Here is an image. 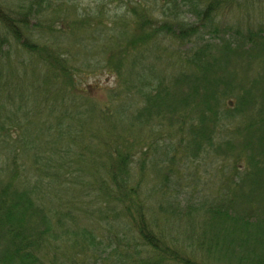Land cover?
<instances>
[{"label": "trees", "instance_id": "obj_1", "mask_svg": "<svg viewBox=\"0 0 264 264\" xmlns=\"http://www.w3.org/2000/svg\"><path fill=\"white\" fill-rule=\"evenodd\" d=\"M52 1L0 0V264H67L86 258L99 264L106 260L112 264H208L221 257L236 260L232 264H264V198L259 196L260 187L264 192V145L263 155L256 156L252 139L259 131L256 122L246 130L250 139L236 160L246 154V165L234 167L235 177L219 199L188 208L177 199L164 201L169 198L167 187H148V169L171 184L176 181L178 162L198 161L203 151L213 149L221 99L210 91L199 97L201 83L209 81L207 75L186 86V69L162 76L155 65L143 62L161 56L142 57L137 52L160 35L183 41L208 28L214 39L221 36L225 52L260 59L264 65L263 23L258 30L250 26L245 32L239 26L215 23L221 10L232 11L247 0H161L157 17L141 3L126 2L134 19L132 35L105 61L106 74L114 81L108 91L110 101L97 107L89 104L87 89L76 84L68 56L34 38ZM184 5L194 7L189 13L198 22L189 24L182 18ZM125 30L120 32L123 37ZM132 50L135 54H130ZM204 57L209 66L194 52L186 67L193 64L210 71L212 64L218 66V59L210 60L212 55ZM38 69H45L46 76H40ZM21 71L23 83L29 71L33 77L25 90L17 80ZM232 88L228 86L227 91ZM34 97L38 102H32ZM76 99L81 100L76 114L67 107H63L64 115L57 113L55 102L67 105ZM132 99L137 100L131 103ZM48 101L53 102L50 117L42 115ZM58 116L55 123L52 118ZM95 119L97 128L88 132L87 126L95 124ZM163 121H169L168 128L174 130L166 134ZM44 135L56 138L57 145H53L64 162L53 159L51 147L46 156L39 143ZM223 143L229 151L235 148L232 140ZM75 147H79L77 159L66 160ZM27 160L33 161L30 169H35L36 176ZM88 160L91 174L86 167L70 169L77 161L87 164ZM134 164L141 166L139 175L133 173ZM88 176L90 183L84 179ZM72 186L70 207L80 211L86 209L82 200L95 199L101 213L96 221L100 234L77 227L71 209L66 215L58 211L54 201ZM50 191L58 199L48 198ZM157 193L162 199H155ZM47 198L53 205L50 208L44 203ZM87 214L94 217L95 213ZM117 220L123 223L120 227ZM175 229L184 230V240L174 234L169 237ZM181 241L185 247L179 245Z\"/></svg>", "mask_w": 264, "mask_h": 264}, {"label": "rangeland", "instance_id": "obj_2", "mask_svg": "<svg viewBox=\"0 0 264 264\" xmlns=\"http://www.w3.org/2000/svg\"><path fill=\"white\" fill-rule=\"evenodd\" d=\"M126 2L128 4L131 3L133 6L141 3L156 17L161 14V0H53L51 7L47 8L42 14L43 20L46 21L35 30L34 38L39 41V44H47L53 47L55 51L68 56L70 62L73 64L72 69L76 84L79 88L87 89L90 99L89 104L94 103L96 107L110 101L111 94L108 91L113 86L114 81L113 78H109L106 74L105 61L108 60L112 51L116 52L118 46H124L126 40L132 35V23L134 19L131 13L127 12L128 4ZM240 4L232 11L227 10V12L223 13V10H221L215 23H221L222 26H239L242 32L248 30L250 26H256L254 29H257L259 24H264V0H247L246 3L241 1ZM189 8L193 11L194 7L191 8L185 5L182 7V18L189 24L198 22L195 14L191 15L189 13ZM56 19L57 22H53ZM203 24L206 23L204 22ZM124 30L126 36L123 37L120 32ZM214 38L209 34L208 28L183 41L165 38L160 35L159 40L154 42L147 41L146 45L137 50L142 57L152 54L161 56L157 61L147 58L143 62L147 63V65H155L157 71L162 76L171 77L186 69V86L192 87L194 83H197L198 79H202L203 76L207 75L209 81L201 83L202 89L199 97L203 98V95L210 91L217 93L218 98L221 99L219 100L221 120L215 133L216 142L215 147L211 148L212 150L203 151L198 161L178 162L175 165V170L177 171L176 181L171 184L165 181L160 173L155 172L151 168L148 169V187H167L166 192L169 198L164 201L177 199L182 202L183 208L194 207L198 203H208L209 201L219 199L218 195L224 191L228 183L232 182L235 177L237 171H235L234 167H238L239 165L241 168L246 165V154H243L244 157L238 162L236 160L241 150H244L242 147L243 143L246 139H250L246 130H248L252 122H256V129L259 128V131L252 138L256 142L255 154L256 156L259 154L263 155L264 125L261 124V120L264 119V65L260 59L239 58L225 52L221 48V44L223 43L220 42L223 41L221 40V36L219 39ZM205 49H207L206 52L204 51ZM194 52L200 53L207 66L210 63H208V58L204 56L208 55L210 57L212 55L210 60L213 58L218 59V66L215 67L212 64L213 68L210 71L198 69L193 64L186 67L187 58L193 55ZM130 54H135V52L132 50ZM38 70L40 76H46L45 69ZM19 73H21V76H18L16 73L18 76L17 80L19 84L22 83L21 89L25 90L24 86L27 88L31 84L33 77L29 71V75L23 83L24 80L20 79L23 77V72ZM228 86H233L232 92L227 91ZM183 89L190 91L187 87H183ZM25 94L30 98L27 93ZM242 96L247 97L243 98ZM35 99L37 98L34 97L32 102H38ZM121 99H123V96ZM136 100L132 99L131 103ZM246 100L248 101L247 106H245ZM42 102H44V99ZM48 103L49 105L43 108L45 112L42 115L50 117L49 110L52 108L53 102L48 101ZM80 104L81 100L76 99L69 100L67 105L60 104L59 102H55L54 105L57 106V113L64 115L65 110H63V107H67L70 112L76 114V110ZM114 106L115 104L112 105V108ZM60 117L52 118V120L56 123ZM163 122V129L166 134L174 130V128H168L169 121ZM97 125L98 121L95 119V124L87 126L88 132L94 131ZM173 135L176 134H171V136ZM177 140L178 138H175V142ZM225 140H232L235 148L231 151L227 150V146L223 143ZM39 143L42 148L46 149V156L48 158L51 147L54 151L53 159L55 161L59 159L60 154L56 153V148L53 145H57L56 138L44 135V137L41 136ZM78 151L79 147H75L66 160L77 159ZM157 153L160 152L158 151ZM89 158L91 160L90 156ZM20 159L23 158L20 157ZM59 160L64 162V158ZM90 160L87 161V164L77 161L74 165L70 166V169L81 171V167H86L87 172L91 174L88 167ZM27 163L31 174L36 176L35 169H30L33 161L27 160ZM167 165L172 166L170 163H167ZM140 171L141 166L134 164L133 173L139 175ZM9 175L7 174L4 177ZM77 176L78 174L74 177V180L77 179ZM84 179L87 183L92 181V178L89 176L84 177ZM261 182H264V179ZM66 189L64 190L65 196H61L59 199L54 197L51 191L47 197L59 200L54 202H56L57 209L61 214L66 215L67 210L71 209L76 215L74 223H76L77 227L82 230L91 231H95L96 229L97 233L100 234L101 231L98 230L99 224L96 221L101 217V213L94 203L95 199L82 200L83 207L86 209L82 208V210L78 211L69 206L72 198L71 195L73 194V186ZM259 191L262 193L259 196L263 200L264 192L261 190V187ZM241 193L244 194L243 191ZM154 197L155 199H162V196L158 193ZM48 198L44 203L50 208L53 205ZM164 201L163 204L168 206ZM241 205L244 208V205ZM92 210L95 213L94 217L87 214V212H92ZM122 224L120 220L116 221L117 227H120ZM175 230L170 233L169 237L174 234L176 235V239L184 240V230ZM115 231L117 232V229ZM109 232L112 233L113 231ZM109 232L107 233L108 237ZM122 232H125V230L123 229ZM121 243L122 241H119V244ZM179 245L185 247L182 241ZM120 251L122 250L120 249ZM104 262L105 264H112L111 260ZM234 262L236 260L226 261L224 257H221L217 260L212 258L208 264H232ZM51 264L61 263L53 261ZM67 264H99V262L86 258L76 263L67 261Z\"/></svg>", "mask_w": 264, "mask_h": 264}]
</instances>
